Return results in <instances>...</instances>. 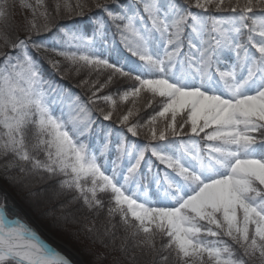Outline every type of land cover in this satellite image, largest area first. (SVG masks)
Wrapping results in <instances>:
<instances>
[{"label":"snow or ice","instance_id":"1","mask_svg":"<svg viewBox=\"0 0 264 264\" xmlns=\"http://www.w3.org/2000/svg\"><path fill=\"white\" fill-rule=\"evenodd\" d=\"M18 6L31 18L25 36L10 40L15 0H0L3 179L32 197L34 184L54 181L72 225L81 211L99 216L110 193L105 225L68 233L91 264H264V0ZM40 35L50 43L33 39ZM73 69L97 75L75 85L90 92L87 102L53 78ZM124 81L133 83L98 95ZM117 96L131 107L113 128L94 113L112 121ZM145 97L156 110L130 122ZM3 200L0 264H73Z\"/></svg>","mask_w":264,"mask_h":264},{"label":"trees","instance_id":"2","mask_svg":"<svg viewBox=\"0 0 264 264\" xmlns=\"http://www.w3.org/2000/svg\"><path fill=\"white\" fill-rule=\"evenodd\" d=\"M182 2V0H181ZM53 6L49 7V9H52ZM192 11H198L197 9L193 8ZM93 14H96V15H103L102 13H100L98 10H93ZM215 15H228V13H213ZM106 18V17H105ZM87 17H76L74 18V20L76 21H82V20H86ZM11 26L9 28H6L4 29V31L7 33V36L10 40H16L17 37L19 38H23L25 35H23V33H21L20 31H18L17 29H15V25L14 23L12 22L11 20ZM59 23L61 24H67V25H71L73 23V21L71 20H61L59 21ZM114 31V29H113ZM34 40H37V41H43L45 43H50L49 41V38H48V35H40V36H34L33 37ZM116 42L118 43L119 42V37H116ZM0 44H2V41H0ZM4 51H8L9 49L7 48H4L3 49ZM30 51L32 52V55L34 57H36L38 54L35 52V50L31 49L30 48ZM127 54V53H125ZM42 55V54H41ZM134 59V58H133ZM41 63L44 65V68H45V74L48 75L50 73V69L48 68V65L45 63V61L43 59H41ZM63 66L64 67H68L67 63L66 62H62ZM89 77V76H88ZM54 79H56L57 81H59V83L61 85H63L64 87L66 88H70L71 91L73 93H77L81 96V98L87 102L88 100V97L90 95V92H88L86 89H82L80 87H76L75 85H77L81 80L78 76H75L74 75H71L69 76L68 79H65V80H60L59 76H54L53 77ZM91 78L93 79H96L97 78V75L96 74H92L91 75ZM106 79V75H102L101 77H99V79L101 80V82H103L104 79ZM133 82L132 81H124V82H117L116 84L106 88L104 91L98 93V95L100 96H103V95H106V94H109V93H115L116 90L119 88V89H126L128 87L131 86ZM117 105H116V111H115V114L113 116V119L112 121H102V118L99 117V113L96 112L94 113L95 117L100 120V122L104 123V124H110L113 128H117L118 125L116 123V120L119 116L125 114L128 110L129 107H131V102H125V103H121L120 100H119V97L117 96ZM146 97L145 98H142L141 101L138 102V107L140 108V111L138 112L137 115H134L130 122H141L143 123L153 112L154 110H156L155 106L151 107V108H145L144 107V101H145ZM90 107H94L92 105H89ZM99 107H103L105 110H108V105L103 103L102 101L99 102ZM128 140L129 141H132V140H136L138 143H145L146 141H144L143 139V136H140L139 138H134L132 137L130 134H128ZM4 163L3 160H0V164ZM111 167V165H109V168ZM54 181H48V182H39V183H36L32 186V191L33 192H36L37 190L39 189H53L52 187H54ZM0 186H2L3 188H5L6 190H9L12 195L14 197H16L17 200H19V202L22 204V205H26V201L27 198H31L33 199V201H35L34 203H38V204H48V199L52 196L53 197V194H51L50 197L46 198V199H42L40 198V195L38 196H29L28 192L26 190H22L20 188H17V187H14L12 186L11 184H9L7 181H5L2 177V174H0ZM110 193H105V194H101V197L102 199L104 200V203H105V209L103 211L100 212L99 216H96L95 213H89L87 211H81L79 214H78V218H79V221L80 223L78 225H72V224H66L64 222V220L61 218V212H58V213H53V214H50L49 215V210L52 211L53 208L55 207H60V204L62 202H64V200L66 199V197L64 196H61L59 197L60 199L58 201H55V198L53 200H51V206H48V209L45 210V212L47 213V215H43L42 218L45 220L44 223L45 225L39 221L40 223H42V225L45 227V229H47L48 232H51L55 235L58 236V238H67V241H65L66 243H68V245H70L71 247H78L80 248L79 251L81 253V255L83 256L86 255V259L88 261V264L91 263L93 257L88 255L85 250H84V246L82 245H79V244H76L71 238L70 236L68 235V233H70L71 231H75L77 228L80 227V225H84V224H88L90 225L92 222H95L97 228H101L102 225H105V221L106 220V210H107V204H108V199L110 197ZM2 196L0 194V202H2ZM41 200V202H40ZM3 202H5L3 200ZM22 202H24L25 204H23ZM6 203H7V208L10 210L12 209L10 206V202H8L6 200ZM32 206H35V205H32ZM31 206V208H32ZM74 206H77L79 208L82 207V205L80 203H77L75 204ZM60 211V210H58ZM53 212V211H52ZM45 214V213H43ZM57 215V216H56ZM58 217V218H57ZM57 218V219H55ZM60 218V219H59ZM98 218H99V221H98ZM102 223H101V221ZM52 221H54V224L52 223ZM56 222V223H55ZM107 222V221H106ZM100 223V224H99ZM116 223L117 225L119 224V217L116 218ZM65 236V237H64ZM104 264H107V262L105 261Z\"/></svg>","mask_w":264,"mask_h":264},{"label":"rangeland","instance_id":"3","mask_svg":"<svg viewBox=\"0 0 264 264\" xmlns=\"http://www.w3.org/2000/svg\"><path fill=\"white\" fill-rule=\"evenodd\" d=\"M12 2V0H10V3ZM46 3H47V5H48V7H51V6H53L54 5V0H46ZM18 4H19V0H15V7L13 8V9H11V12H12V18H11V20H12V22L14 23V25H15V29H17L18 31H20L21 33H23V35H25V32H24V27H25V24H26V21H27V19H30L31 17H30V13L29 12H27V11H25V10H22V9H20L19 8V6H18ZM12 24V23H11ZM50 53H42V55H49ZM56 59H61V58H59V57H55ZM63 62V61H62ZM65 68H68V67H64L63 66V64H62V70L63 69H65ZM75 74V70L73 69L72 71H70L69 72V76H71V75H74ZM93 74H95V73H93ZM75 76H78L79 78H80V80H83V79H85V78H90V79H93V78H91V77H88L89 76V73H88V70L87 69H82L81 71H80V73H79V75H76L75 74ZM101 77V76H100ZM102 79H104V78H102ZM93 80H95V79H93ZM2 187V186H1ZM3 188V187H2ZM5 189V188H4ZM6 190V189H5ZM45 190H46V188L45 189H39V190H37L35 193H37V195L36 196H38V195H40V198H44L43 197V195H44V192H45ZM6 191H8L11 195H12V193L9 191V190H6ZM50 191H51V189H50ZM0 194H1V196H2V199L4 198V195H3V193L0 191ZM108 194V193H107ZM50 196H51V194H50ZM14 197V196H13ZM15 199H16V197H14ZM54 199V196L52 197H50L49 199H48V204H38V203H34L35 201H33V199H31V198H27V200H25L26 201V205H23V207H25V209H27L30 213H31V217L37 222L38 220L39 221H41L44 225H45V223H44V219L42 218V216L43 215H47V213L45 212V210L46 209H48V206H51V200H53ZM60 198H55V201H58ZM16 201H18V203H20L19 202V200H17L16 199ZM2 202H3V200H2ZM49 202H51V203H49ZM23 204H25L24 202H22ZM63 203V202H62ZM7 204V203H6ZM21 204V203H20ZM32 205H35V206H32ZM31 206H32V208H31ZM9 207H11V208H15V206L13 205V204H11L10 203V206ZM30 208V209H29ZM79 207H77V206H73V210H75V209H78ZM60 209V207H55V208H53L52 209V211L51 210H49V215L50 214H53V213H58V212H60V211H58ZM11 210V209H10ZM43 213H45V214H43ZM79 214V213H78ZM77 214V215H78ZM20 215L30 224V222L25 218V216L24 215H22L21 213H20ZM57 216V215H56ZM58 218V217H57ZM57 218H55V219H57ZM60 219V218H59ZM37 222L38 224H40V222ZM98 221H99V218H98ZM101 221V220H100ZM103 221H105V223H106V220H104L103 219ZM41 223V224H42ZM52 223L54 224V221H52ZM56 223V222H55ZM101 223H102V221H101ZM100 224V223H99ZM34 229H35V227L32 225V224H30ZM36 230V229H35ZM37 231V230H36ZM46 232L47 233H50V232H48L47 230H46ZM42 237V236H41ZM43 238V237H42ZM44 239V238H43ZM60 241V240H59ZM60 242H62V241H60ZM68 244V243H67ZM70 246V245H69ZM71 247V246H70ZM72 248V247H71ZM91 264V263H90Z\"/></svg>","mask_w":264,"mask_h":264},{"label":"bare ground","instance_id":"4","mask_svg":"<svg viewBox=\"0 0 264 264\" xmlns=\"http://www.w3.org/2000/svg\"><path fill=\"white\" fill-rule=\"evenodd\" d=\"M53 188V187H52ZM53 194L52 193V189L50 191V189L45 190L44 195H43V199H46L48 197H50L49 195ZM3 195L4 197H6V200L8 202H10L11 204H13L15 206V209L21 213L22 215L25 216V218L30 222V224H32L37 232H41V235L44 237V239L50 243L53 247L57 248L60 252H62L64 255H66L70 260L73 261V264H88V261L86 259V255L83 254V256L81 255L78 247H70L65 241H67V238H58L57 235L53 234V233H47L45 229V227L40 223L38 224L32 217H31V213L25 209V207H23L22 204L18 203V201H16V199L13 197V195H11L8 191H6L4 189L3 191ZM41 202V200H40ZM30 209V208H29ZM49 238V240L47 239ZM62 242H60V241Z\"/></svg>","mask_w":264,"mask_h":264},{"label":"water","instance_id":"5","mask_svg":"<svg viewBox=\"0 0 264 264\" xmlns=\"http://www.w3.org/2000/svg\"><path fill=\"white\" fill-rule=\"evenodd\" d=\"M0 190H1V191H2V193H3V191H4V188H2V187L0 186ZM35 229H36V228H35ZM38 233H39V235H40V236H42V235H43V234L41 235V232H38ZM42 237H43V236H42ZM43 238H44V237H43ZM47 239L49 240V238H47Z\"/></svg>","mask_w":264,"mask_h":264}]
</instances>
